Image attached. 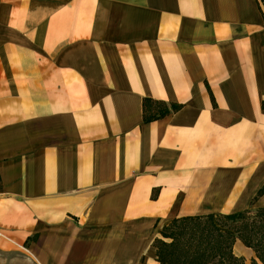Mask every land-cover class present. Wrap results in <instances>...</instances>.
<instances>
[{"label":"crops","instance_id":"crops-1","mask_svg":"<svg viewBox=\"0 0 264 264\" xmlns=\"http://www.w3.org/2000/svg\"><path fill=\"white\" fill-rule=\"evenodd\" d=\"M263 102L264 0H0V232L24 264H159L172 219L257 198Z\"/></svg>","mask_w":264,"mask_h":264},{"label":"trees","instance_id":"trees-1","mask_svg":"<svg viewBox=\"0 0 264 264\" xmlns=\"http://www.w3.org/2000/svg\"><path fill=\"white\" fill-rule=\"evenodd\" d=\"M181 108L178 104L145 98L143 122L159 121ZM263 193L264 187L257 198ZM238 241L253 251L252 264H264V208L174 218L161 229L153 246L159 264H247L234 251Z\"/></svg>","mask_w":264,"mask_h":264},{"label":"rangeland","instance_id":"rangeland-1","mask_svg":"<svg viewBox=\"0 0 264 264\" xmlns=\"http://www.w3.org/2000/svg\"><path fill=\"white\" fill-rule=\"evenodd\" d=\"M255 205V202H252L250 208L252 209ZM247 209V210H248ZM5 238H0V264H24L25 258H31L30 254L28 253L25 246L21 245L22 247L15 246L14 241L12 239L2 233ZM236 254L240 255L241 251L239 249L234 248ZM250 253V256L245 254L244 259L246 260L247 264H252V260L255 259V256ZM32 264V263H31Z\"/></svg>","mask_w":264,"mask_h":264},{"label":"built area","instance_id":"built-area-1","mask_svg":"<svg viewBox=\"0 0 264 264\" xmlns=\"http://www.w3.org/2000/svg\"><path fill=\"white\" fill-rule=\"evenodd\" d=\"M0 238H5V236L0 232Z\"/></svg>","mask_w":264,"mask_h":264}]
</instances>
